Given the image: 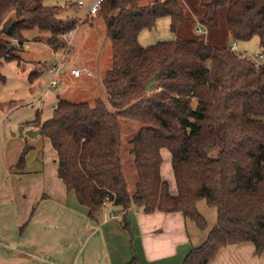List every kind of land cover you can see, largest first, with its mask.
Segmentation results:
<instances>
[{
	"label": "trees",
	"instance_id": "obj_1",
	"mask_svg": "<svg viewBox=\"0 0 264 264\" xmlns=\"http://www.w3.org/2000/svg\"><path fill=\"white\" fill-rule=\"evenodd\" d=\"M142 1L103 0L95 13L104 19L112 44L113 63L104 79L112 107L101 98L93 105L63 99L51 117L41 120L37 113L25 125L48 138L59 178L91 218L101 216L108 200L129 230L133 207L181 212L205 228L197 207L205 199L217 209V222L183 264H208L222 248L243 242L264 254V63L202 36L139 42L141 31L152 29L159 18L170 17L175 31L199 12L198 22L224 37L258 36L264 52V0H199L193 9L189 0ZM66 8L45 0H0V68L21 59L27 31H48L52 49L64 48L66 36L81 23L59 17ZM34 40L43 41L41 33ZM155 77L157 84L148 91ZM5 79L0 69V84ZM5 105L15 104L0 100V109ZM127 122L138 128L124 138ZM124 146L137 174L133 189L124 170ZM163 148L172 155L176 194L161 173ZM126 264L145 263L136 254Z\"/></svg>",
	"mask_w": 264,
	"mask_h": 264
},
{
	"label": "crops",
	"instance_id": "obj_2",
	"mask_svg": "<svg viewBox=\"0 0 264 264\" xmlns=\"http://www.w3.org/2000/svg\"><path fill=\"white\" fill-rule=\"evenodd\" d=\"M69 2L87 4V16L95 14L91 8L96 0ZM64 6L70 7L67 2ZM71 17L79 19L66 18ZM87 20L79 19L80 24ZM38 76V71L29 75L31 80ZM2 123L0 114V264H126L136 254L145 264H183L193 247L206 240L199 233L193 237L181 212L146 213L133 207L128 212L131 230L111 203L98 219L91 218L75 191L54 183L45 162L39 161L42 149L31 140L38 128H27V137L21 127L9 131ZM27 146L25 162L19 164ZM161 173L176 194L175 176ZM208 264H264V254L257 255L252 242H243L222 248Z\"/></svg>",
	"mask_w": 264,
	"mask_h": 264
},
{
	"label": "rangeland",
	"instance_id": "obj_3",
	"mask_svg": "<svg viewBox=\"0 0 264 264\" xmlns=\"http://www.w3.org/2000/svg\"><path fill=\"white\" fill-rule=\"evenodd\" d=\"M70 0H45L47 5H70ZM77 1V0H71ZM146 1V0H145ZM142 1V3H145ZM199 0H189V8H198ZM73 3V2H72ZM63 4V5H62ZM87 4L78 7L77 5L70 6L59 13V17L66 18L68 16L77 15L81 21L88 20L80 24L76 31L70 36L71 45L70 52L65 59V64L58 74V84L56 87L50 85L52 76L50 74L40 75L39 72L43 69V63L48 61L55 64L63 59V53L55 52L52 47L46 42L49 35L48 31L34 30L25 32L27 40L25 41L24 51L21 52V59L4 62L1 66L2 73L6 76L3 83L0 84V100L4 103L12 102L15 105H5L0 109V114L3 116L5 123L1 126H7L19 132L25 130L24 135L29 137V129L31 127L25 125L34 120L37 113L40 119H48L52 116L54 107L59 100H69L73 102H88L93 105L98 98L103 99L109 108L111 104L108 100L107 90L104 84V79L107 71L112 67V44L107 36L104 19L98 14L88 15ZM191 9V11H192ZM200 11V10H199ZM191 13V12H190ZM197 18L200 16L196 13ZM195 15H188L187 23H182L177 30L170 28L171 19L168 16L161 17L157 20L156 25L152 29H144L139 34V42L144 45L155 44L161 40H175L180 37H195L202 36L208 43L218 46L229 47L233 39L229 35L224 37L217 29H209L198 22ZM200 20V19H199ZM185 24V25H184ZM186 26V27H183ZM201 28L202 33H197L196 29ZM38 33H41L43 41L34 40ZM239 45V53L246 52L256 62L264 63V52L260 48L259 37L254 36L250 40H236ZM86 67L87 72H84L79 77L73 75V70ZM31 71H38V77L31 80L29 75ZM160 90V89H158ZM25 122V123H24ZM21 125V126H19ZM124 138L127 135L133 136L138 128L136 123L127 122ZM32 129V128H30ZM29 134V135H28ZM31 137V136H30ZM32 144L35 148L42 149L39 156V161L45 162L50 178L55 183L56 180L64 185L57 174V153L51 145L48 138L40 133L35 137L32 136ZM30 139V138H29ZM126 142V140L124 141ZM39 144V146L37 145ZM125 147V146H124ZM126 147L123 150V165L127 177L128 185L131 189L134 188L137 181V174L133 166V157L126 154ZM163 156L162 172L168 173L173 178V168L171 153L167 148L161 150ZM35 161V160H34ZM11 180L14 178L11 176ZM167 180V179H166ZM170 187H171V182ZM31 186V184H29ZM61 186V188H62ZM55 193V192H54ZM197 207L207 220L205 228H199L192 220L188 219V229L193 237L196 234H202L203 237H208L209 231L217 222V209L208 205L205 199L199 200ZM202 237V238H203ZM201 238V239H202Z\"/></svg>",
	"mask_w": 264,
	"mask_h": 264
},
{
	"label": "built area",
	"instance_id": "obj_4",
	"mask_svg": "<svg viewBox=\"0 0 264 264\" xmlns=\"http://www.w3.org/2000/svg\"><path fill=\"white\" fill-rule=\"evenodd\" d=\"M103 2V0H96L95 4L92 6L91 8V12L92 13H96L99 10V7L101 5V3ZM80 4H82V1L79 2ZM197 33H202L201 28H197L196 29ZM73 32H70L67 36H66V40L67 43L64 46V48H62L60 50V52L63 53V59L55 64L49 63L48 61L43 63V69L39 72L40 75H43L45 73L50 74L52 76V79L50 81V85L52 87H56L58 84V74L59 72L62 70V68L64 67L65 64V59L67 58L69 52H70V45H71V39L70 36L72 35ZM14 43L16 45H19V41L17 39L14 40ZM231 51L239 54L242 57H250L248 54H246V52L243 53H239V45H238V41L234 40L232 41V43L230 44V46L228 47ZM88 69L86 67L81 68V69H75L73 70V75L76 77H79L80 75H82L84 72H87ZM110 203L108 200L106 201V204Z\"/></svg>",
	"mask_w": 264,
	"mask_h": 264
},
{
	"label": "water",
	"instance_id": "obj_5",
	"mask_svg": "<svg viewBox=\"0 0 264 264\" xmlns=\"http://www.w3.org/2000/svg\"><path fill=\"white\" fill-rule=\"evenodd\" d=\"M14 46L12 45L10 48L12 49ZM156 84H157V78L155 77V78H153L150 82H149V84L147 85V90L148 91H153L154 90V88H155V86H156ZM139 209V208H138Z\"/></svg>",
	"mask_w": 264,
	"mask_h": 264
}]
</instances>
